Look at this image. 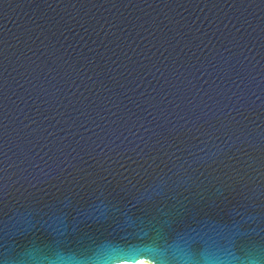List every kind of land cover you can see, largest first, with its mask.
<instances>
[{
	"label": "water",
	"instance_id": "obj_1",
	"mask_svg": "<svg viewBox=\"0 0 264 264\" xmlns=\"http://www.w3.org/2000/svg\"><path fill=\"white\" fill-rule=\"evenodd\" d=\"M264 264V0H0V264Z\"/></svg>",
	"mask_w": 264,
	"mask_h": 264
},
{
	"label": "snow or ice",
	"instance_id": "obj_2",
	"mask_svg": "<svg viewBox=\"0 0 264 264\" xmlns=\"http://www.w3.org/2000/svg\"><path fill=\"white\" fill-rule=\"evenodd\" d=\"M149 259L150 258L138 256L136 259H134V261L136 262V264H147V261ZM150 260H152V259H150Z\"/></svg>",
	"mask_w": 264,
	"mask_h": 264
},
{
	"label": "bare ground",
	"instance_id": "obj_3",
	"mask_svg": "<svg viewBox=\"0 0 264 264\" xmlns=\"http://www.w3.org/2000/svg\"><path fill=\"white\" fill-rule=\"evenodd\" d=\"M147 264H149V263H147Z\"/></svg>",
	"mask_w": 264,
	"mask_h": 264
}]
</instances>
